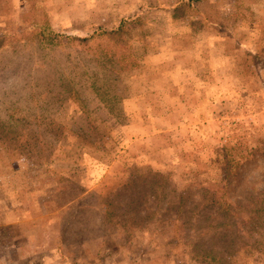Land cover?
<instances>
[{
	"label": "rangeland",
	"instance_id": "obj_1",
	"mask_svg": "<svg viewBox=\"0 0 264 264\" xmlns=\"http://www.w3.org/2000/svg\"><path fill=\"white\" fill-rule=\"evenodd\" d=\"M46 26L57 35L41 44ZM1 36L59 62L75 94L42 110L64 132L43 148L33 139L31 154L15 105L26 130L0 143V264H264V213L245 198L264 172V0H0ZM13 83L0 81L9 102ZM152 170L169 176L172 198L190 187L201 199V186L227 198L238 244L186 230L169 200L106 234L101 207L84 213L62 188L104 196Z\"/></svg>",
	"mask_w": 264,
	"mask_h": 264
},
{
	"label": "trees",
	"instance_id": "obj_2",
	"mask_svg": "<svg viewBox=\"0 0 264 264\" xmlns=\"http://www.w3.org/2000/svg\"><path fill=\"white\" fill-rule=\"evenodd\" d=\"M38 34V41L43 44V41H51L57 32L46 26L41 28ZM0 55L4 58L0 68V81L9 76L14 77L15 96L10 102L0 96V143L23 139L26 128H21L19 133L14 127L18 119L15 116L17 114L15 105L20 103V114L24 113L27 118L24 122L25 127L28 124L32 130L30 141L28 140V144L24 147L26 153L31 154L29 151L32 150L33 139H38L40 148H43V142L54 143L63 135L64 126L53 118H42V110L53 103H62L67 98L73 97L75 89L59 62H50L41 58L32 50V44L25 39L8 40L7 37L1 36ZM93 84L96 92L101 96L100 87L95 80ZM29 116L30 120L33 118L32 121L29 120ZM37 127L41 128L40 135L37 133ZM251 156L252 159L240 157L238 160L250 159L254 162L262 158L256 154ZM235 163L237 167L230 173L234 179L240 181L241 162L235 161ZM170 185L167 174L152 170L145 173L130 171L109 194L104 196L95 191H87L76 183L63 185L62 188L67 193L73 194L69 200H77L76 204L81 206L80 209L84 213L89 212L95 205L101 207L100 225L106 234H109L113 227L116 228L120 223L128 220L137 224L147 219L152 214L151 203L169 200V205L166 204L167 209L183 219L186 230L201 232L207 229L212 233L213 244L225 249L238 244L241 239L237 237L240 235V224L227 198L222 201L217 200L215 195L209 194L211 189L208 186H201L208 193L203 194L201 199L194 197L195 191L190 187H187L177 198H172L169 194ZM245 198L255 201L258 216L264 213V172L262 187L245 194ZM235 230L238 233H235Z\"/></svg>",
	"mask_w": 264,
	"mask_h": 264
}]
</instances>
